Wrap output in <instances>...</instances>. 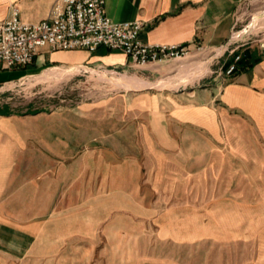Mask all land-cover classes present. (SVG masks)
<instances>
[{
  "label": "rangeland",
  "instance_id": "374dc122",
  "mask_svg": "<svg viewBox=\"0 0 264 264\" xmlns=\"http://www.w3.org/2000/svg\"><path fill=\"white\" fill-rule=\"evenodd\" d=\"M238 15L231 39L215 52L197 50L196 56L144 67L93 65L77 55L69 62L50 61L48 49L41 48L27 67L0 66V71L11 73L9 79L0 81V109L21 114L16 124L28 132L32 144L39 137L46 142L58 138L64 149L69 147L67 142L73 143L75 156L87 148L101 149L113 169L118 164L115 156L130 150L134 135L140 142L150 137L143 126L144 116L130 117L136 98L160 92L146 89L148 85L131 84L138 81L131 80L132 74L156 80L165 77L158 70L160 65L168 62L176 68L197 61L190 67L204 66L203 76L172 94L205 87L225 71L232 50L238 54L251 49L257 55L264 51V24L259 27L256 23L264 17V0L243 2ZM246 31L253 32L234 38ZM75 65L109 71H81ZM62 68L77 72L54 77ZM29 109L47 112L25 114ZM130 121H134L133 129L123 131ZM247 121L249 126L236 124L232 128L235 134L229 140L236 148L225 151L211 149L217 140L203 129L200 134L199 126L182 125L187 149L180 181L162 182L163 166L154 167V176L148 174L153 167L147 165L145 152L139 156L137 182L122 196L115 192V178L108 176L104 196L99 195L98 178H93L91 197L84 201L66 197V208L48 215V223L27 258L16 264H264V134L252 120ZM68 150L59 151V157H68ZM200 151L204 157L198 166L195 156ZM61 187L60 194L66 193L67 184Z\"/></svg>",
  "mask_w": 264,
  "mask_h": 264
},
{
  "label": "crops",
  "instance_id": "0c3cea01",
  "mask_svg": "<svg viewBox=\"0 0 264 264\" xmlns=\"http://www.w3.org/2000/svg\"><path fill=\"white\" fill-rule=\"evenodd\" d=\"M55 1L0 0V22L10 16L14 6L20 9L24 21L37 22L49 15ZM245 1L250 0H106L105 8L114 21H142L141 38L144 41L186 45L192 50L189 56H196L199 46L204 52L213 53L231 39L239 21L240 5ZM48 51L50 61L69 62L77 55L86 57L93 65L115 68L129 65L125 53L105 47L92 52L86 49ZM253 53L257 55L256 51ZM257 57L260 61L253 67L233 76L221 71L205 83V87H191L183 94H172L183 87L178 85L179 81L174 83L177 87L160 86L158 82L170 78L176 81L185 66H188L189 73L193 70L190 66L197 61L176 68L168 62L160 65L158 70L165 77L156 80L132 74L131 80L136 78L138 81H131V84L148 85L146 89L157 88L160 92L143 93L136 98L130 117L135 120L144 116L146 123L143 122V126L150 137L140 142L134 135L130 150L121 153L120 157L115 156L118 164L114 170L109 167L112 162H108L106 151L83 150L85 141H82L83 152L75 156L73 143L67 142L66 146L71 149H64L58 138L46 142L39 137L38 142L32 144L28 141V132L16 124L17 114L0 115V264H16L26 259L36 244L38 233L47 225L48 215L62 212L66 208V197L89 199L93 178H98L101 185L99 195L103 193L102 196L106 194L108 176L115 178V192L122 196L137 182L139 156L144 152L147 165L153 167L148 174L152 172L154 176V167L163 166L162 182L180 181L186 160L182 156L187 149V144L182 142L184 124L199 126L200 134L202 129L208 132L218 142L211 147L217 151L236 148L229 140L230 135L235 134L232 128L236 124L249 126L248 119L264 134V51ZM229 60L232 61L233 57ZM75 66L81 71H109ZM5 72L0 71V81L10 78L11 73ZM133 122H127L122 130H132ZM141 130L145 133L143 127ZM36 146H39L38 150H34ZM43 149L50 153H44ZM64 150L69 151V156L60 158L59 151ZM203 157L200 151L195 156V165L201 166ZM63 183L67 184V190L60 194Z\"/></svg>",
  "mask_w": 264,
  "mask_h": 264
},
{
  "label": "built area",
  "instance_id": "2783aa9c",
  "mask_svg": "<svg viewBox=\"0 0 264 264\" xmlns=\"http://www.w3.org/2000/svg\"><path fill=\"white\" fill-rule=\"evenodd\" d=\"M106 0H56L49 15L37 22H27L17 6L0 22V66L11 69L33 64L41 48L50 51L100 47L125 53L132 67L159 64L191 54L186 45L149 43L141 38L140 20L114 21L106 13ZM197 50H203L198 47ZM230 53L233 60L225 75L233 76L242 53Z\"/></svg>",
  "mask_w": 264,
  "mask_h": 264
},
{
  "label": "bare ground",
  "instance_id": "6f19581e",
  "mask_svg": "<svg viewBox=\"0 0 264 264\" xmlns=\"http://www.w3.org/2000/svg\"><path fill=\"white\" fill-rule=\"evenodd\" d=\"M256 23L257 24H259V27L260 26H263V24H264V17H261L258 21H256ZM256 27V26H255ZM252 28H254V27H252ZM248 32H253V31H246V32H243V33H241V32H239V33H236L235 35H234V38H236V37H238V36H240V35H244L245 33H248ZM238 38H240V37H238ZM234 40V39H233ZM203 68H204V66H199V67H197L195 70H192V72L190 73V74H188V66H185L184 67V69L182 70V74H180L178 77L179 78H177L176 79V81H175V79L174 78H170V79H167V80H161L160 82H158V85H160V86H171V87H177V86H175V84L174 83H176L177 81H179V82H177L178 83V85H184L185 83H188L187 81H189V82H194V80H196L197 78H199V77H201V76H203V74H204V72L202 71L203 70ZM53 70V69H52ZM206 70V69H205ZM77 72V70H71V69H68V68H62L61 70H58L57 71V74L54 76V77H56V78H65V77H67V76H69V75H72V74H75ZM134 77V76H133ZM126 79H128V78H126ZM131 79H132V77H131ZM179 79V80H178ZM104 80V79H103ZM121 81H123L122 79H120ZM120 81V82H121ZM143 81V80H142ZM131 82V81H130ZM127 87V86H126ZM138 89V88H137Z\"/></svg>",
  "mask_w": 264,
  "mask_h": 264
},
{
  "label": "trees",
  "instance_id": "16d2710c",
  "mask_svg": "<svg viewBox=\"0 0 264 264\" xmlns=\"http://www.w3.org/2000/svg\"><path fill=\"white\" fill-rule=\"evenodd\" d=\"M230 61L231 60H228L226 62L225 68L227 67V65H228V63ZM259 61H260V57H257V55L253 53V51H251L249 49L246 50L245 52H243V54L241 55L240 60L238 61V68H237L236 73L253 67ZM42 111H45V110H33V111H31L29 109L27 111V113H25V114L36 115V114H38V113H40ZM45 112H47V111H45ZM13 114H15V113L7 112L5 110V108L0 109V115L10 116V115H13ZM17 115H21V114H17Z\"/></svg>",
  "mask_w": 264,
  "mask_h": 264
}]
</instances>
